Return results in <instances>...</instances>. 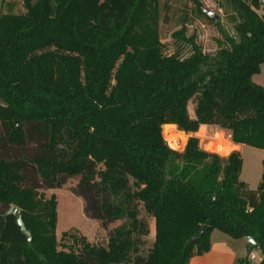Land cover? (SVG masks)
Returning <instances> with one entry per match:
<instances>
[{
	"label": "trees",
	"instance_id": "1",
	"mask_svg": "<svg viewBox=\"0 0 264 264\" xmlns=\"http://www.w3.org/2000/svg\"><path fill=\"white\" fill-rule=\"evenodd\" d=\"M262 1L230 0L237 37L220 29L213 54L184 25L164 53L160 0H23V12H0V264H188L213 230L253 237L264 264V162L252 189L238 150L221 156L193 135L217 125L264 149V86L252 80L264 64ZM165 124L189 134L183 150L168 146ZM76 176L91 216L121 223L104 245L63 232L71 243L58 249L57 202L40 189ZM12 205L31 242L4 220ZM141 208L155 227L145 254Z\"/></svg>",
	"mask_w": 264,
	"mask_h": 264
},
{
	"label": "rangeland",
	"instance_id": "2",
	"mask_svg": "<svg viewBox=\"0 0 264 264\" xmlns=\"http://www.w3.org/2000/svg\"><path fill=\"white\" fill-rule=\"evenodd\" d=\"M202 8L214 12L219 21L213 23L207 16L200 12L198 7L191 0H160V20H159V37L163 45L165 54H172L177 50L179 41H175L172 34L179 30L183 25L186 27L187 35H195L197 43L202 47L205 53L213 54L217 48L216 39H222L220 29H223L227 34L237 37L234 30V21L231 20L232 6L230 0H199ZM11 11L13 13H21L24 11L23 0H7L2 8V0H0V12ZM264 11V0L262 1L259 13ZM180 54L188 55L189 49L181 47ZM256 80L260 81L264 86V64L261 70L255 75ZM193 102L188 103V112L193 115ZM169 133L164 134V126L162 127L163 137L168 146L175 150H183L189 134L179 131L177 127L168 126ZM200 147L209 152L219 154L221 156L228 155L233 149L227 141L226 134L223 132L213 134L208 130H201ZM173 135L174 139L169 142L167 136ZM264 151L257 149L253 151L248 147L243 149V165L241 172V180H248V186L252 189L253 182L259 178L263 169ZM79 177L65 178L59 188L40 189L47 198L54 196L57 202L56 214V238L60 243L58 249H61L65 244L71 243L69 239H63V232H71L85 236L92 244L104 245L107 241L108 232L119 225L121 221H115L107 226H104L99 219L93 218L91 213L86 208V203L81 195L77 193V183ZM140 216L147 219L149 224V234L142 246V254L152 246L155 236L154 220L146 216L141 208ZM217 232H220L217 230ZM222 233V232H220ZM223 234V233H222ZM247 250V249H246ZM261 252H258L260 255ZM257 254V253H256ZM257 256V255H256ZM253 262L256 258L251 257ZM129 264V263H123Z\"/></svg>",
	"mask_w": 264,
	"mask_h": 264
},
{
	"label": "crops",
	"instance_id": "3",
	"mask_svg": "<svg viewBox=\"0 0 264 264\" xmlns=\"http://www.w3.org/2000/svg\"><path fill=\"white\" fill-rule=\"evenodd\" d=\"M261 66H260V70H261ZM255 75L252 76V80L257 84H260L261 82L256 80ZM166 125H174V124H165L164 126ZM201 130H208V132H213V134H219L221 132L226 134L228 143H230L233 150H238L240 152L242 156V160H243V149L244 148L248 147V149H251L253 151L257 150V148L250 147L244 144L233 143L231 141L230 130L220 128L217 125L202 124L199 127L198 131L200 132ZM259 150L264 151V149H259ZM260 178H261V174L259 175V178L258 177L256 178V180L253 182L252 185L257 186L260 181ZM240 179H241V174H240ZM246 181L248 182L247 179ZM220 232H217V230H213L210 234L209 251L202 255L193 256L189 260L188 264H237L239 261H241L242 259H246V258L248 259L249 264H259L261 257H262V253H260L259 255L258 252H261L259 249H252L250 254L247 255L246 249H248L249 246L246 242V237L233 238L229 236L228 234H225L223 232L222 234ZM252 256L256 258L257 260L256 262H253V260L251 259Z\"/></svg>",
	"mask_w": 264,
	"mask_h": 264
},
{
	"label": "water",
	"instance_id": "4",
	"mask_svg": "<svg viewBox=\"0 0 264 264\" xmlns=\"http://www.w3.org/2000/svg\"><path fill=\"white\" fill-rule=\"evenodd\" d=\"M204 14L213 22L217 23L219 21V17L212 11H208L203 9ZM12 215L15 218V223L20 228L21 233L27 238L28 242H31V233L26 229L22 217H21V210L19 207L12 205L9 209L2 215L4 220H6L7 216ZM207 230V226L204 225L202 228L195 234L192 239L196 240L199 238L205 231ZM246 242L248 244V249L246 250L247 255L250 254L252 249H259V245L255 242L253 237L248 236L246 237Z\"/></svg>",
	"mask_w": 264,
	"mask_h": 264
},
{
	"label": "bare ground",
	"instance_id": "5",
	"mask_svg": "<svg viewBox=\"0 0 264 264\" xmlns=\"http://www.w3.org/2000/svg\"><path fill=\"white\" fill-rule=\"evenodd\" d=\"M168 126H173L174 127V125H166V126H164V128H165L164 129V134L165 135H167L169 133V127ZM167 138H168V140L170 142V141H172L174 139V136L173 135H168Z\"/></svg>",
	"mask_w": 264,
	"mask_h": 264
},
{
	"label": "built area",
	"instance_id": "6",
	"mask_svg": "<svg viewBox=\"0 0 264 264\" xmlns=\"http://www.w3.org/2000/svg\"><path fill=\"white\" fill-rule=\"evenodd\" d=\"M196 138H198L199 140V144H200V140H201V136L199 134V131H197L196 133L193 134ZM202 148V147H201Z\"/></svg>",
	"mask_w": 264,
	"mask_h": 264
}]
</instances>
